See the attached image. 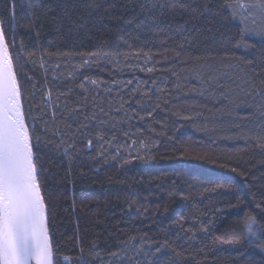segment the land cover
<instances>
[{
  "label": "trees",
  "instance_id": "obj_1",
  "mask_svg": "<svg viewBox=\"0 0 264 264\" xmlns=\"http://www.w3.org/2000/svg\"><path fill=\"white\" fill-rule=\"evenodd\" d=\"M223 3L0 0L54 264H264V38Z\"/></svg>",
  "mask_w": 264,
  "mask_h": 264
},
{
  "label": "snow or ice",
  "instance_id": "obj_2",
  "mask_svg": "<svg viewBox=\"0 0 264 264\" xmlns=\"http://www.w3.org/2000/svg\"><path fill=\"white\" fill-rule=\"evenodd\" d=\"M220 7L230 9L232 19H239L241 24L239 34L242 40L249 34L264 38V0H224ZM249 9L258 10L261 21L259 27L255 19L251 21L252 26H249V19L253 15L251 11L245 14V10ZM229 39H235V36ZM235 46L254 47L242 42H237ZM21 48L23 50V44ZM96 55V53L90 54L91 57ZM103 55L106 56L107 53ZM19 58V53L15 58L13 57L5 32L0 30V264H31L33 260L36 264H54V247L49 237L46 204L37 178L38 170L34 157V148L38 146L39 137H36L34 144L25 122V112L21 102L23 93L14 64V59ZM148 59L151 60L152 57L148 56ZM87 63L89 61H84V64ZM247 63L249 67L254 65V61ZM146 70L152 72L154 69ZM85 80L87 81L88 77H85ZM91 83L96 85L97 81L91 80ZM35 86L33 84V88ZM80 87H84V84L82 83ZM100 139L104 138L100 137ZM256 139L257 147L264 148V136ZM91 143L92 141L89 140V147ZM73 146L69 145L68 148ZM67 150L65 149L66 152ZM118 158L119 156L113 157V159ZM128 162L124 161V163ZM214 190L208 189V191ZM237 223L242 227L241 236L247 237L250 243L251 238L257 237L258 231L264 232V226L257 225L255 217L251 215L245 214ZM236 226V223L228 226L233 233L228 238L229 243L239 242L240 237L235 236ZM166 247H168L167 241L160 245V248ZM257 247L264 251V240H259ZM112 255L116 256L117 253ZM180 256L181 253H175L177 260Z\"/></svg>",
  "mask_w": 264,
  "mask_h": 264
},
{
  "label": "water",
  "instance_id": "obj_3",
  "mask_svg": "<svg viewBox=\"0 0 264 264\" xmlns=\"http://www.w3.org/2000/svg\"><path fill=\"white\" fill-rule=\"evenodd\" d=\"M0 30H2V29H1V25H0ZM46 215H47V213H46ZM31 264H36L35 260H33V261L31 262Z\"/></svg>",
  "mask_w": 264,
  "mask_h": 264
}]
</instances>
